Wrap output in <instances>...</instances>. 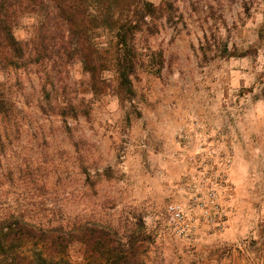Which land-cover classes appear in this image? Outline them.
<instances>
[{
	"label": "rangeland",
	"instance_id": "rangeland-1",
	"mask_svg": "<svg viewBox=\"0 0 264 264\" xmlns=\"http://www.w3.org/2000/svg\"><path fill=\"white\" fill-rule=\"evenodd\" d=\"M172 1L170 18L135 35L131 90L109 29L97 39L101 94L78 64L0 70V212L109 221L121 234L141 220L146 264H264V0ZM211 185L225 226L175 235L167 205L198 214ZM83 250L72 242L68 258L84 262Z\"/></svg>",
	"mask_w": 264,
	"mask_h": 264
},
{
	"label": "trees",
	"instance_id": "trees-1",
	"mask_svg": "<svg viewBox=\"0 0 264 264\" xmlns=\"http://www.w3.org/2000/svg\"><path fill=\"white\" fill-rule=\"evenodd\" d=\"M173 10L172 0L158 5L148 0H0V70L45 61L53 66L78 64L88 76V88L101 94L109 84L97 39L99 31L109 29L119 85L131 90L136 33L156 19L170 18ZM22 20L31 24L26 40L15 35ZM259 35L264 37V19ZM74 241L84 247V262L68 258ZM150 243L141 220L135 230L121 234L109 221L78 218L70 225L65 217L42 221L20 209L0 212V264H146ZM29 244L32 250H27Z\"/></svg>",
	"mask_w": 264,
	"mask_h": 264
},
{
	"label": "built area",
	"instance_id": "built-area-1",
	"mask_svg": "<svg viewBox=\"0 0 264 264\" xmlns=\"http://www.w3.org/2000/svg\"><path fill=\"white\" fill-rule=\"evenodd\" d=\"M205 200L195 203L197 213H191L176 202H171L166 207L170 228L178 237L194 240L202 226L212 230H221L226 223V213L222 200L214 186H210L205 194Z\"/></svg>",
	"mask_w": 264,
	"mask_h": 264
}]
</instances>
